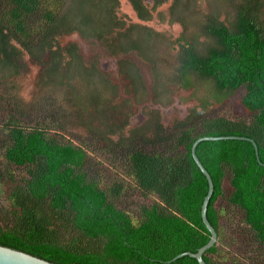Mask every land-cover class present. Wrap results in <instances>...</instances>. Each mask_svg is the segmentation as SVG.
Here are the masks:
<instances>
[{"label":"trees","instance_id":"trees-1","mask_svg":"<svg viewBox=\"0 0 264 264\" xmlns=\"http://www.w3.org/2000/svg\"><path fill=\"white\" fill-rule=\"evenodd\" d=\"M167 1L3 0L0 67H17L26 54L41 65L38 85L67 83L73 67H81L90 83L97 78L113 90L116 84L97 60L84 56L76 34L118 58L121 75L132 85L143 76L131 56L138 53L155 63L151 45L161 32L147 23ZM181 1H171L173 15ZM233 6L232 18L217 16L205 24L206 48L187 41L185 32L176 39L179 77L186 88L192 86V75L211 80L219 101L244 89L241 102L252 116L232 119L195 109L184 120L145 135L151 150L128 148L125 176L134 180L143 200H151L140 206L138 215L116 203L125 188L122 180L103 187L91 175L87 165L92 146L87 140L76 141L55 120L23 115L25 105L15 96L1 123L6 162L0 169L6 193V204L0 201L1 245L58 264H199L190 255L172 261L185 251L196 252L211 237L202 218L209 182L192 145L205 135H238L255 144L220 139L197 145L196 153L214 182L207 216L218 240L226 235L224 226L235 220L239 236L253 249L258 247V264H264V0H234ZM130 13L141 22H132ZM89 96V103L99 107L100 96ZM91 123L113 140L112 128L96 119ZM128 136V130L117 133L115 143ZM218 240L204 253L208 264H218Z\"/></svg>","mask_w":264,"mask_h":264},{"label":"rangeland","instance_id":"rangeland-1","mask_svg":"<svg viewBox=\"0 0 264 264\" xmlns=\"http://www.w3.org/2000/svg\"><path fill=\"white\" fill-rule=\"evenodd\" d=\"M171 1L168 0L153 11L152 20L147 23L161 32L151 45L155 63L140 57L138 53L131 56L143 76V80L136 78L137 82L134 81L132 85L121 75L117 65L118 58L106 54L96 42L84 41L76 34L73 37L82 43L80 47L84 56H87L88 60H97L100 69L116 84L113 90L108 89L107 85L99 82L97 78L95 83H90L81 67H73V74L68 76L67 83L38 85L36 81L41 72V65L37 61L31 62L26 54L24 70L14 73L0 72V169L6 166L2 157L5 132L1 123L6 121L11 105L16 103L15 96H21L25 105L24 110L21 109L23 115H32L35 121L39 117L55 120L62 123L76 141L80 138L91 144L87 165L91 175L96 176L103 187L110 186L115 180H122L125 188L116 203L120 208L138 215L140 206L151 200H143L134 180L125 176L123 159L128 148L137 145L151 150L153 146L145 135L149 136L150 132L160 125L167 127L174 121L184 120L195 109L201 112L209 110L207 115L250 119L251 112L241 102L244 89L219 101L215 99L218 90L211 80L192 75V86L186 88L180 80L178 70L180 48L176 39L185 32L187 41L198 44L200 49L206 48L208 45L204 42L207 36L203 30L205 24L217 16L232 18L235 10L234 0H182L178 2L180 6L175 15L170 10ZM3 5V0H0V7ZM128 16L132 22H141L132 13ZM68 40L67 37L61 39L62 43H67ZM47 59V56L43 58ZM134 76L137 77L136 74ZM138 83H144V86ZM91 93L100 96L99 107L89 103L92 101L89 96ZM207 107L209 109H206ZM92 119L105 123V128H112L109 133L113 140L103 137L100 130L91 123ZM176 128L178 129L177 125ZM123 130H128L129 136L116 144L114 136ZM0 201L6 204L2 178ZM223 230L226 235L223 233L218 240L219 252L215 255L218 264L260 263L261 251H258V247L253 249L250 242L243 240L244 236H239L240 229L235 220L225 225Z\"/></svg>","mask_w":264,"mask_h":264},{"label":"water","instance_id":"water-1","mask_svg":"<svg viewBox=\"0 0 264 264\" xmlns=\"http://www.w3.org/2000/svg\"><path fill=\"white\" fill-rule=\"evenodd\" d=\"M220 139H247V140L252 141L255 144V141L253 139H251L247 136H238V135H220V136L205 135V136L199 137L193 143V145H192L193 157H194L196 163L198 164L199 168L206 175L208 182H209V190H208V193H207V195L204 199L203 205H202V218H203L205 225L207 226V228L211 232V237H210L209 241L205 245L201 246L196 252L185 251V252L180 253L177 256H175L172 259V261L176 260L177 258L183 257L185 255H190V256L196 258L198 260L199 264H208L204 259V253L206 252V250H208L213 245H215V243L218 240V232H217L216 228L212 225V223L210 222V220L208 219V216H207L208 204H209L210 198H211L213 191H214V182H213V179L211 177V174L209 173L207 168L204 166V164L202 163V161L198 157V155L196 153V148H197V145L203 140H220ZM256 149H257V153H258L257 146H256ZM0 264H58V263H55L53 261H50V260H47V259H44L41 257H38L36 255H33L31 253H28V252H25V251H22L19 249H15V248L0 244Z\"/></svg>","mask_w":264,"mask_h":264},{"label":"flooded vegetation","instance_id":"flooded-vegetation-1","mask_svg":"<svg viewBox=\"0 0 264 264\" xmlns=\"http://www.w3.org/2000/svg\"><path fill=\"white\" fill-rule=\"evenodd\" d=\"M23 61H24V63H22L21 65H18L17 67H15V66H7L4 68L0 67V72L10 71L11 73H14V72H18L20 70H24V68L26 67V61L24 59V54H23ZM30 61L33 63L36 62L32 57H30Z\"/></svg>","mask_w":264,"mask_h":264}]
</instances>
